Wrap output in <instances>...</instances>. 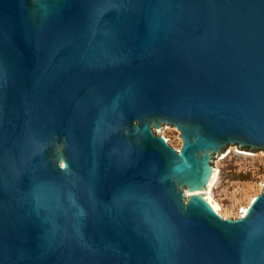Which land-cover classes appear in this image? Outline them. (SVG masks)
<instances>
[{"label": "water", "instance_id": "95a60500", "mask_svg": "<svg viewBox=\"0 0 264 264\" xmlns=\"http://www.w3.org/2000/svg\"><path fill=\"white\" fill-rule=\"evenodd\" d=\"M230 145L264 151V0H0V264H264V182L203 194Z\"/></svg>", "mask_w": 264, "mask_h": 264}, {"label": "rangeland", "instance_id": "374dc122", "mask_svg": "<svg viewBox=\"0 0 264 264\" xmlns=\"http://www.w3.org/2000/svg\"><path fill=\"white\" fill-rule=\"evenodd\" d=\"M155 134L163 135L171 147H180L174 127L164 125ZM211 164L216 169V177L205 195H210L218 205L223 218H236L249 199L259 193L264 182V151L230 145L214 156Z\"/></svg>", "mask_w": 264, "mask_h": 264}, {"label": "bare ground", "instance_id": "6f19581e", "mask_svg": "<svg viewBox=\"0 0 264 264\" xmlns=\"http://www.w3.org/2000/svg\"><path fill=\"white\" fill-rule=\"evenodd\" d=\"M215 177H216V169H214V171H213L212 180H211L210 184L207 187L208 189L212 185V183L214 182ZM207 188L205 189V191L207 190ZM205 191L203 192L205 198L209 201V203L212 205V207L219 213L218 205L210 198V195H208V194L205 195ZM243 209H244V206L241 208V212L243 211Z\"/></svg>", "mask_w": 264, "mask_h": 264}]
</instances>
